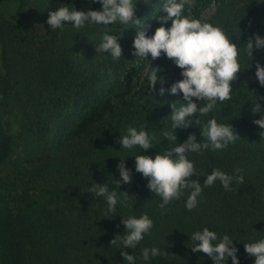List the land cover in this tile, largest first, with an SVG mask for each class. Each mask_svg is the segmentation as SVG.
<instances>
[{"label": "trees", "instance_id": "obj_1", "mask_svg": "<svg viewBox=\"0 0 264 264\" xmlns=\"http://www.w3.org/2000/svg\"><path fill=\"white\" fill-rule=\"evenodd\" d=\"M30 1L0 0V6L8 10L0 14V194L12 196L14 204L0 203V264H127L120 256L119 242L110 241L123 232L120 217L142 213L153 220L151 233L136 248L124 249L138 258L137 264H143L140 250L152 246L164 249L166 255L151 258L148 264H212L206 254L192 252L190 247L191 233L203 227L218 236L228 234L234 239L239 264H253L244 243L264 238V135L252 123L260 114L251 113L255 97L264 111V86L254 77L255 63L264 66V50L254 49L250 62L244 43L253 34L264 36V3L196 0L185 12L200 20L212 4L214 11L204 22L220 27L236 44L241 70L231 82V100L218 102L206 116L191 117L192 126L175 129L177 143L190 133L197 142L202 139L197 119L201 124L212 117L229 123L240 139L225 150L189 154L199 176L190 179L203 184V176L213 168L228 174L240 168L244 177L243 184L234 183L231 192L218 182L204 188L198 207L187 211V191L161 210L160 198L134 171L132 156H153L169 147L161 134L171 130L170 104L179 107L183 102L179 92L159 95V83L149 88L147 62L132 55L131 42L139 25L86 24L38 34L20 19ZM37 1L47 13L61 6L100 8L90 0ZM162 2L139 0L135 6V16L148 35L160 26L155 17L162 15ZM169 25L170 21L164 23L165 28ZM105 32L120 34V59L96 53ZM85 38L91 39L92 46L80 54L79 42ZM127 58L140 61L128 65ZM146 59L150 67L161 69L157 75L163 77V87L173 83L165 81L168 72L181 79L180 69L163 54ZM204 103L200 101L199 106ZM144 123L155 137L154 148L121 150L119 133ZM42 146H49L50 153L29 163L26 154ZM120 159L133 171L131 181L116 190L129 196L120 197L115 213H106L103 198L87 192L88 187L93 182L107 183L110 190L116 187ZM226 264H231L230 258Z\"/></svg>", "mask_w": 264, "mask_h": 264}, {"label": "clouds", "instance_id": "obj_2", "mask_svg": "<svg viewBox=\"0 0 264 264\" xmlns=\"http://www.w3.org/2000/svg\"><path fill=\"white\" fill-rule=\"evenodd\" d=\"M138 2L139 0H90V3L100 5L99 10L61 6L48 11L46 23L52 30H63L65 26L80 29L86 24L107 26L117 22L124 25H139L131 42L132 55L147 62L150 69L147 74L149 88L159 83L161 85L157 90L159 95L163 96L165 92L175 95L179 92L183 102H180L179 107L170 104L171 130L163 131L161 134L168 141L169 147L158 151L153 156L138 154L132 156L134 171L146 179V188L160 198L158 207L161 210H167L165 206L179 200L187 191L184 207L187 211H192L198 207L204 188L212 187L218 182L225 192H231L234 183L243 184L244 182L240 168L234 169L233 174L213 168L210 173L203 176V184L198 179H190L193 175L199 176L189 154L201 153L204 150L213 152L225 150L230 144L240 139L229 123H218L215 117H212L201 124L197 119L195 123L200 125L198 132L202 138L199 142L196 135L190 133L183 142L177 143L174 134L177 128L192 126L191 117L197 114L206 116L216 108L218 102L231 100L233 89L231 82L236 79V74L241 70L239 48L220 27L185 14L187 9L195 6L196 0H163L160 5L162 15L155 17L161 22L160 26L148 35V29L142 28L141 19L135 16V6ZM143 2L147 4L150 0H143ZM258 3H264V0H259ZM169 21L170 25L165 28L164 23ZM119 39L120 34L103 33L101 42L95 47L96 53H108L110 59H120L122 49ZM244 45V55L251 62L254 49L264 50V36L253 34ZM162 54L180 69L181 79L167 88L163 87V77L157 75L161 69L150 67L146 59L150 57L155 60ZM254 77L260 86H264V66L259 62L255 63ZM200 101H206V103L199 106ZM251 113L260 114L259 118L254 119L252 123L261 129L259 135H264V111L261 110L256 97L255 102L252 103ZM154 139L155 137L149 133L144 123L139 127H126L124 134L119 133L118 143L121 150L131 151L138 147L143 152L154 148ZM117 171L119 179L114 180L116 187L111 190L107 183L93 182L88 187L87 192L103 198L106 213H115L117 205L121 203L120 197L129 196L123 191L118 194L116 188H119L122 183L127 184L131 181L133 169L125 167L124 159H120ZM120 222L123 225V232L116 235L110 244L119 242L122 260L127 264H137L138 258L132 252L126 253L124 249L136 248L145 236L150 235L153 220L147 213H142L139 216L129 215L123 219L120 217ZM190 239L192 252L199 251L206 254L212 264H226L229 258L231 264H239L237 248L233 245L234 239L228 234L218 236L215 231L203 227L193 231ZM244 251L254 257L253 264H264V238L244 243ZM163 255H166L164 249L161 250L156 246L144 247L140 250L139 259L143 261V264H148L151 258Z\"/></svg>", "mask_w": 264, "mask_h": 264}, {"label": "rangeland", "instance_id": "obj_3", "mask_svg": "<svg viewBox=\"0 0 264 264\" xmlns=\"http://www.w3.org/2000/svg\"><path fill=\"white\" fill-rule=\"evenodd\" d=\"M214 11V7L212 4L205 8L200 16V20L202 22L206 21L207 19L210 18ZM4 12H8L4 9V7L0 6V14H4ZM48 13L47 11L43 8L42 4L38 2L37 0H31L30 3H28L24 8L22 9L20 13V19L21 22L30 28L33 29L34 32L38 34H43L49 29V25L46 23ZM101 29V28H100ZM88 45L92 46V41L90 38H85V39H80L79 42V48H80V54L84 53L85 48L88 47ZM140 60L139 59H128L127 62L128 65L130 64H137ZM126 62V59H125ZM179 79L178 76H172L171 72H168L165 77V81L167 82H175ZM50 153V148L49 146H42V147H36L32 148L26 155H27V160L30 161H35L36 159L39 160L46 156L47 154ZM20 154H22L20 152ZM13 199L12 196L8 194H0V203H4V206H13L14 204L12 203Z\"/></svg>", "mask_w": 264, "mask_h": 264}]
</instances>
